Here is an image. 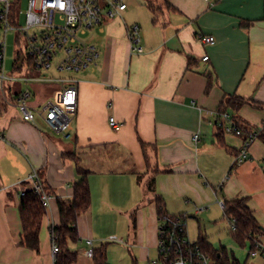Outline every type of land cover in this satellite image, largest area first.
<instances>
[{"label":"crops","instance_id":"crops-1","mask_svg":"<svg viewBox=\"0 0 264 264\" xmlns=\"http://www.w3.org/2000/svg\"><path fill=\"white\" fill-rule=\"evenodd\" d=\"M152 1L155 13L141 6L147 12L134 23L123 17L127 5L113 17L104 14L93 28L86 43L99 57L74 75L78 104L70 139L24 121L9 97L28 91L31 106L38 107L61 83H0V264H54L58 198H73L79 170L88 172L91 205L78 217L80 239L69 243L78 253L74 264H95L86 255L89 240L93 249L108 244L109 264L110 238L131 244L137 258L149 261L158 250V197L167 214L189 219L205 216L220 201L246 199L264 230V144L256 138L250 159L237 162L244 137L219 134L221 122L264 124V0ZM135 24L142 53L128 39ZM201 36H212L215 44H204ZM228 96L260 107L247 103L224 111ZM111 117L119 127L110 125ZM34 173L52 192L37 252L21 244V193L34 187ZM198 208L204 211L198 214ZM201 232L212 244L202 229L195 242Z\"/></svg>","mask_w":264,"mask_h":264},{"label":"built area","instance_id":"built-area-1","mask_svg":"<svg viewBox=\"0 0 264 264\" xmlns=\"http://www.w3.org/2000/svg\"><path fill=\"white\" fill-rule=\"evenodd\" d=\"M101 0H28V27L40 25L46 31L40 36H29V51L27 56L33 59L35 67L43 71L55 69L59 73H78L96 65L99 57L98 51L93 45L86 43L80 35L86 34L96 26L103 23L104 14L113 17L125 10L128 6L123 0H104L106 5L102 7ZM0 23L6 30L14 29L8 21L11 3L10 0H0ZM59 22V24L57 23ZM27 33V32H26ZM128 39L134 52L142 53L140 46V27L133 25L128 28ZM204 44L214 45L215 39L212 36H201ZM25 57V56H24ZM208 56L203 58L204 61ZM23 66V65H22ZM16 78L7 76L5 73V46L0 44V83L13 82ZM25 81L27 79H24ZM47 81H57L62 84V89L57 92L53 99L44 104L33 107L30 104L31 94L28 91L20 93L17 97V107L22 119L27 122H41L50 130L66 139L72 137L71 125L77 114L78 104V80L74 77L47 78ZM223 120H228V114H223ZM110 125L119 127V123L111 117ZM220 126L226 133L243 137V130L234 122L229 125ZM258 137L254 132L248 138H244L243 146L236 157L237 162L250 159L249 148L251 143ZM199 134L194 136V141H199ZM38 192H42L43 205L48 208L49 197L43 192L39 183V175L34 173L30 179ZM22 195L24 192L22 191ZM222 210L225 208V201L219 202ZM204 208H198L197 213H202ZM187 215H166L160 218L158 252L160 261L164 264H219L207 255L196 244L189 240L186 228ZM232 225V230H235ZM112 241L116 238H111ZM90 248L86 255L94 257L92 242L89 240ZM52 253L59 252L57 243L52 241ZM261 252L264 254V245L259 243L256 251L249 253L255 258ZM152 264H158L153 261ZM251 264V263H247Z\"/></svg>","mask_w":264,"mask_h":264},{"label":"trees","instance_id":"trees-1","mask_svg":"<svg viewBox=\"0 0 264 264\" xmlns=\"http://www.w3.org/2000/svg\"><path fill=\"white\" fill-rule=\"evenodd\" d=\"M146 5L155 13L156 9L152 0H148ZM15 11L16 8L13 3H11L8 21L13 27H15L14 25L16 23ZM18 38H20V36ZM22 55H24L22 52L17 53L14 70L19 69L18 64ZM24 56L22 65L28 63L36 68L33 59L27 55ZM18 95L19 94L14 95L10 93L9 97L16 102ZM247 103L255 107H260V104L250 102L242 97L228 96L226 103L222 104V110L226 111L228 108L237 110L239 107ZM224 113L226 112H223V114ZM232 122L243 130V137L245 139L248 138L251 133L257 132V138L264 144V124L261 128H251L240 119L232 120ZM222 133L226 132L223 127H220L219 134L222 135ZM79 174L82 175V179L74 186L73 198L69 200L58 198L60 224L51 227L52 241H55L59 248V252L55 255L54 264H74L78 258V253L70 248L69 243L76 242L80 239L77 229L78 217L91 205V190L88 180V172L79 170ZM39 183L42 186L43 192L50 197L52 192L48 186L44 184L40 178ZM23 192L24 194H21L20 203V217L23 228L21 244L28 249L37 252L40 246V229L42 219L46 214V207L43 205L42 192H38L35 188L27 189ZM156 203L160 218L169 215L165 211V203L161 197L157 198ZM223 215L231 225H235L236 227L235 230H231V236L237 245L240 247H246L249 245L250 252L256 251L259 243L264 245V230L254 216L253 211L248 206L246 199L225 201ZM195 243L202 249V251L219 264H241L234 254L228 252L226 247L215 248L202 232L199 240ZM107 247L108 244H104L101 247L94 249L93 260L95 264H108ZM260 254L264 257L263 252Z\"/></svg>","mask_w":264,"mask_h":264},{"label":"rangeland","instance_id":"rangeland-1","mask_svg":"<svg viewBox=\"0 0 264 264\" xmlns=\"http://www.w3.org/2000/svg\"><path fill=\"white\" fill-rule=\"evenodd\" d=\"M148 0H124L129 6L126 13L123 14L126 22L131 24L134 23L135 18L146 14L147 11H142L141 6H145ZM10 3L16 8L15 17L16 23L14 29L10 28L6 30L3 24L0 23V44L4 43L5 46V73L7 76H13L16 78L15 81L9 83H21L22 78L32 80H43V78H60V77H74L77 73H59L55 69L50 71H43L41 69L34 68L33 66L25 63L23 67L14 70V63L17 57V53L22 52L27 55L29 51V36L37 35L40 36L42 32L46 31L43 26L35 25L27 30L28 27V0H10ZM102 7H105L106 3L104 0L100 1ZM1 6V5H0ZM145 10V9H144ZM59 24V22L57 21ZM27 32V33H26ZM95 30H89L86 34L80 35L85 42L89 41L94 35ZM20 36V38H18ZM18 38V39H17ZM49 82V81H45ZM218 205V204H217ZM205 214H211V218L200 216L199 218H188L186 219V228L188 238L191 242L197 240L199 230L206 231L209 239L215 248L226 247L230 254H234L235 257L241 262V264H263L260 258L249 257L250 246L240 247L233 240L231 236L232 225L223 217V210L218 205L210 210H205ZM195 215V214H193ZM196 216V215H195ZM111 240V238H110ZM109 250V264H152L153 261H157L158 264H164L160 261L159 252L157 249L153 250L149 255L148 259L140 260L135 255L137 253L136 247L131 244L120 243V241H112Z\"/></svg>","mask_w":264,"mask_h":264},{"label":"water","instance_id":"water-1","mask_svg":"<svg viewBox=\"0 0 264 264\" xmlns=\"http://www.w3.org/2000/svg\"><path fill=\"white\" fill-rule=\"evenodd\" d=\"M23 60H24V55H22V56L20 57V61H19V64H18V67H19V68L22 67Z\"/></svg>","mask_w":264,"mask_h":264}]
</instances>
